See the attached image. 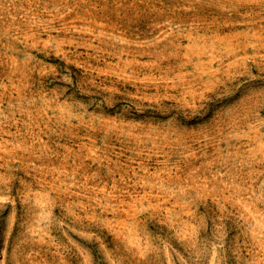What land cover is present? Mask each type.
I'll list each match as a JSON object with an SVG mask.
<instances>
[{
    "label": "rangeland",
    "instance_id": "1",
    "mask_svg": "<svg viewBox=\"0 0 264 264\" xmlns=\"http://www.w3.org/2000/svg\"><path fill=\"white\" fill-rule=\"evenodd\" d=\"M0 264H264V0H0Z\"/></svg>",
    "mask_w": 264,
    "mask_h": 264
}]
</instances>
